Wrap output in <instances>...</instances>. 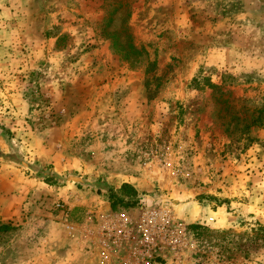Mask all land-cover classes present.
<instances>
[{
	"label": "rangeland",
	"instance_id": "374dc122",
	"mask_svg": "<svg viewBox=\"0 0 264 264\" xmlns=\"http://www.w3.org/2000/svg\"><path fill=\"white\" fill-rule=\"evenodd\" d=\"M1 225L0 264H264V0H0Z\"/></svg>",
	"mask_w": 264,
	"mask_h": 264
},
{
	"label": "trees",
	"instance_id": "16d2710c",
	"mask_svg": "<svg viewBox=\"0 0 264 264\" xmlns=\"http://www.w3.org/2000/svg\"><path fill=\"white\" fill-rule=\"evenodd\" d=\"M120 193H121V195L130 197L133 199L135 196H137V191L132 186H130L128 184H123L121 186ZM108 199L111 203L113 202L112 207H115L117 205V206H122L124 208H133L134 209V208L139 206V202L136 201L135 199L126 201L124 198L119 197L118 194L115 192L110 193V195L108 196ZM8 228L9 227H7L6 225H1L0 231L7 230Z\"/></svg>",
	"mask_w": 264,
	"mask_h": 264
},
{
	"label": "built area",
	"instance_id": "2783aa9c",
	"mask_svg": "<svg viewBox=\"0 0 264 264\" xmlns=\"http://www.w3.org/2000/svg\"><path fill=\"white\" fill-rule=\"evenodd\" d=\"M127 225L126 224H121L119 226H114L110 229H108L110 231L111 236L115 237V241H117L118 239H122L126 237V232H127ZM150 239H148V236L145 235L144 236V240H143V246L146 248L147 252L150 250ZM121 264H129L128 262H122Z\"/></svg>",
	"mask_w": 264,
	"mask_h": 264
}]
</instances>
